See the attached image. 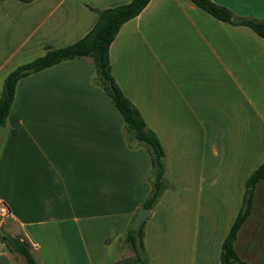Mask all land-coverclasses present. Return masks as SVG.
<instances>
[{
    "label": "crops",
    "instance_id": "0c3cea01",
    "mask_svg": "<svg viewBox=\"0 0 264 264\" xmlns=\"http://www.w3.org/2000/svg\"><path fill=\"white\" fill-rule=\"evenodd\" d=\"M130 1L0 0V93L6 75L43 55L44 44L85 36L98 20L91 7ZM213 1L235 17L264 20V0ZM109 54L113 76L162 143L168 180L170 166L178 167L174 157L169 163L162 135H172L176 147L186 135L183 190L166 189L145 221L149 264H220L217 251L245 181L264 161V38L191 0H150L121 26ZM96 76L85 56L16 85L0 145V202L41 264H124L132 251L123 238L152 189L149 152L129 144L122 114ZM169 194L210 205L214 215L212 204L237 205L220 235L213 230L214 251L206 244L212 222L200 227V206L179 240L178 226L166 222ZM180 214L173 208V217ZM0 264H16L1 241Z\"/></svg>",
    "mask_w": 264,
    "mask_h": 264
},
{
    "label": "trees",
    "instance_id": "16d2710c",
    "mask_svg": "<svg viewBox=\"0 0 264 264\" xmlns=\"http://www.w3.org/2000/svg\"><path fill=\"white\" fill-rule=\"evenodd\" d=\"M20 1L29 2L32 0ZM191 1L214 17L235 25L248 26L264 38L263 19L244 16L235 17L230 8L218 4L213 0ZM149 2L150 0H131L128 3L114 7H91L92 10L98 13V20L85 36L61 47H55L49 43L45 44V53L43 55L21 63L12 69L4 78L0 93V124L7 125L8 115L14 101L16 85L22 77L64 60L85 56L92 57L97 71L96 82L102 86L122 114L128 132L129 144L131 146L143 145L149 152L151 158L150 181L152 189L142 203V207L151 211L165 190L171 186L170 181L166 177L165 150L156 132L147 126L140 110L124 94L113 76L109 54L110 45L121 26L126 21L140 14ZM260 181H264V161L248 175L245 181L242 203L222 242L220 264H234L236 262L247 264L239 256L235 243L240 229L252 212L256 186ZM144 226L145 222L137 230L131 227L127 229L123 242L132 251L133 257L124 260V264H149L148 253L144 243ZM109 238L106 239V242L109 241ZM6 245L11 252L19 254L26 264H41L35 257L33 245L28 238L10 236Z\"/></svg>",
    "mask_w": 264,
    "mask_h": 264
},
{
    "label": "rangeland",
    "instance_id": "374dc122",
    "mask_svg": "<svg viewBox=\"0 0 264 264\" xmlns=\"http://www.w3.org/2000/svg\"><path fill=\"white\" fill-rule=\"evenodd\" d=\"M53 46L58 47L56 45H53ZM37 55H34L33 57H31V59H28V61L32 60ZM28 61H25V62H28ZM162 136H163L164 144L168 152L169 163L173 160V157L175 161H177V167H178L177 171H174L173 166H170L169 176L171 179L169 181H170L171 189H172L171 192H175L176 194H179V192L183 190V188L181 187V184L183 181H185L186 171L188 170L187 165H185L186 157L183 154V152L185 151V148L187 147L186 146V135H183L182 137L183 143L179 147L178 146L176 147L173 145L174 142L172 139V135H162ZM260 156L261 155H259L258 158H260ZM171 198H174L172 202H171ZM165 201H167L166 222L169 224L173 223L175 226H178L177 232H178V238L180 241L185 238L186 224L188 223V227H189V223L192 219V215H196L197 209L200 206L201 208L200 217L202 216L201 214H204L203 219L204 218L206 219V217H209L208 220L206 219L207 222L205 221V219L200 221V227L204 228L205 223L207 224L209 223V221L212 222L211 228L209 229L210 232H208L211 236H209L206 241L207 242L206 244H208L209 249L212 251L216 249V246H215L216 242L214 240V235H212L213 230L216 231L217 235H220V232H222V230L226 226V222L224 223V220L226 221V216H229L231 218L237 206V205H230L229 203L225 205L212 204L211 208H213L214 212L217 213L215 214L217 216H215L214 214L212 213L210 214L206 210L210 207V205H207V204L203 205V203L201 204L194 203V201L192 200L186 203L185 202L186 199L184 198L179 199L178 197H172L170 194L167 196ZM177 206H179V212L181 214L179 217H175V216L173 217L172 215L173 208ZM203 209L206 210V212L204 211L203 213ZM218 212H220V214L222 215V218H221V215L219 216ZM0 226H3L4 229L12 237L21 236L22 238H25L24 234L20 231V229L16 226V224L12 222L10 219L5 220L2 224H0ZM10 228L13 229V231ZM114 238L116 239V234L113 233L111 241L114 240ZM235 248L239 256L241 257V259L245 261L247 264H264V181H260L256 186L255 201H254V205L252 208V213L248 217V219L244 222L242 228L240 229L238 238L235 243ZM219 250L221 251V246L219 247ZM11 253H12V257L14 261L16 262V264H26L24 259L19 254L13 253V252ZM217 255L220 256L219 251H217ZM131 257H133V253L131 254V252L127 250L126 254H124L122 257L123 259L122 262ZM235 264H244V263L237 262Z\"/></svg>",
    "mask_w": 264,
    "mask_h": 264
},
{
    "label": "water",
    "instance_id": "95a60500",
    "mask_svg": "<svg viewBox=\"0 0 264 264\" xmlns=\"http://www.w3.org/2000/svg\"><path fill=\"white\" fill-rule=\"evenodd\" d=\"M10 127L8 125L0 124V145L3 141V139L9 134ZM151 215V211L147 210L143 207L138 208L130 227L134 230H137L148 218V216ZM10 235L9 233L4 229L3 226H0V241L7 243L9 241Z\"/></svg>",
    "mask_w": 264,
    "mask_h": 264
},
{
    "label": "built area",
    "instance_id": "2783aa9c",
    "mask_svg": "<svg viewBox=\"0 0 264 264\" xmlns=\"http://www.w3.org/2000/svg\"><path fill=\"white\" fill-rule=\"evenodd\" d=\"M10 217V209L7 204L0 202V224Z\"/></svg>",
    "mask_w": 264,
    "mask_h": 264
}]
</instances>
